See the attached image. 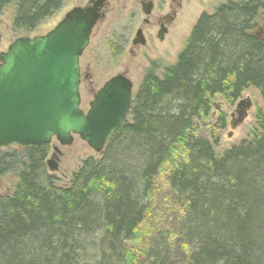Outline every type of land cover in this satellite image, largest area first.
Returning <instances> with one entry per match:
<instances>
[{"label":"trees","instance_id":"obj_1","mask_svg":"<svg viewBox=\"0 0 264 264\" xmlns=\"http://www.w3.org/2000/svg\"><path fill=\"white\" fill-rule=\"evenodd\" d=\"M14 1L13 28L32 31L66 0H0V13ZM263 8L227 0L202 12L175 62L160 75L152 63L127 122L67 186L46 167L49 145L0 148V177L16 175L13 192L0 195V264H171L166 229L148 239L144 260L127 246L166 163L188 264H264V115L257 110L251 139L219 157V138L199 135L195 122L207 119L214 95L233 102L254 88L264 100V35L252 32Z\"/></svg>","mask_w":264,"mask_h":264},{"label":"rangeland","instance_id":"obj_2","mask_svg":"<svg viewBox=\"0 0 264 264\" xmlns=\"http://www.w3.org/2000/svg\"><path fill=\"white\" fill-rule=\"evenodd\" d=\"M89 0H66L62 7L52 16L44 19L34 30L23 31L13 28L15 14V1L0 13V52L5 51L8 45L20 36L42 35L52 29L62 18L64 13L75 6H85ZM227 0H188L182 3L179 14L172 24L163 41L156 40L157 49L150 54L152 61L158 66L156 73L160 75L165 65L173 64L177 54L183 48L190 31L202 12L212 13L214 7ZM110 9L106 15L96 24L90 37V41L80 57V64L86 68L91 83L86 81L80 86L81 107L87 110L88 103L93 99V88H98L117 69V61L112 57L113 41L116 38L118 28L125 24H133L141 19V15L133 16L135 0H109ZM253 33L264 35V8L258 12ZM130 78L133 82V94L138 91L146 69L152 66L151 61L139 59L132 62ZM210 114L207 119L196 120L197 133L209 139L219 138L214 145L216 156H220L224 150L243 139H251L253 132L258 130L256 124L257 110L264 115V100L254 88L246 89L236 101L230 102L225 95H214L211 100ZM224 123V128H220ZM54 142L49 145L46 160H52L57 164L58 170L53 174L57 177V184L67 186L73 173L80 167L82 160L87 157L100 158V154L94 152L84 141L75 136L72 144L59 146L62 155L57 154L58 160L52 158ZM15 146L1 148L2 152H10ZM181 157L176 149L172 161ZM46 167L47 163L45 161ZM164 164L154 179L151 191L150 208L144 221L136 230L133 240L127 242L131 255L144 260L142 250L146 248L148 239L160 229H166L170 233V263L188 264L187 255L183 256L182 243L177 236L179 222L183 216V207L178 202L167 182V170ZM16 182L15 173H6L0 177V195L11 194Z\"/></svg>","mask_w":264,"mask_h":264},{"label":"water","instance_id":"obj_3","mask_svg":"<svg viewBox=\"0 0 264 264\" xmlns=\"http://www.w3.org/2000/svg\"><path fill=\"white\" fill-rule=\"evenodd\" d=\"M101 7L102 0L75 6L45 34L17 37L0 52V148L68 146L78 136L101 154L127 122L133 98L128 78H110L87 110L81 107L79 59L102 18ZM46 163L50 173L58 170L52 160Z\"/></svg>","mask_w":264,"mask_h":264},{"label":"flooded vegetation","instance_id":"obj_4","mask_svg":"<svg viewBox=\"0 0 264 264\" xmlns=\"http://www.w3.org/2000/svg\"><path fill=\"white\" fill-rule=\"evenodd\" d=\"M186 1L188 0H135L136 8L133 11V16L136 17L141 15V19L136 25L129 23L118 28L116 38L113 41L112 51V57H114L118 63L117 69L114 74L103 82V84L114 76L128 78L131 82L133 93V82L130 78V71L133 68L132 62L138 61L139 59L149 60L151 63L155 62L150 58V54L157 49L156 40L159 42L164 40L179 14L182 3ZM109 9V0H102V7L100 10L102 18L106 15ZM160 30L163 31L162 39L158 38ZM80 71V86L85 81L91 83L86 68L81 64ZM103 84L98 88H93V98ZM54 144L56 143L54 142ZM57 154H63L59 147L55 153H52V158L58 160Z\"/></svg>","mask_w":264,"mask_h":264}]
</instances>
